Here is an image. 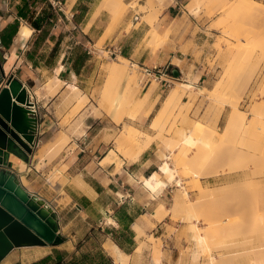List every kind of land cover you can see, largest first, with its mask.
<instances>
[{
    "label": "rangeland",
    "instance_id": "obj_1",
    "mask_svg": "<svg viewBox=\"0 0 264 264\" xmlns=\"http://www.w3.org/2000/svg\"><path fill=\"white\" fill-rule=\"evenodd\" d=\"M56 1L62 3H56ZM122 1L125 8L119 16L113 17L111 12H107L109 18H104V21L108 24L104 35L98 41L95 39L96 33L102 30L101 23L96 24L98 29H94L87 37L84 36L80 26L75 25L74 22L69 23L66 15L70 16V10L65 7L63 0H39L36 8L30 9L26 21L30 25L37 22L41 28V33L38 32L36 35V44L33 47L35 50L53 48L52 53H54L55 59L66 51L71 52L70 58L80 66L86 59L90 60L87 62L85 71L82 72V77L79 78L80 85L87 89L86 99L80 101L74 99L76 104L71 106L60 124L56 123L51 128L52 135L49 139L55 141L59 136L66 135L69 140L61 152L68 150L69 135L70 133L74 134L75 126L78 127L76 133H79L81 125L78 119L84 117L81 111L87 104L91 109L88 116H91L96 122L95 127L99 131L95 133L94 139L98 133L102 132L103 136L97 140L104 139L108 144L104 152L100 153L95 160V163H98L108 155L111 149H116V139L122 134L126 124H131L136 128L131 121L130 114H135L139 118L149 113L152 104L150 97L155 88H158L155 97L160 100V103L154 117L159 113L164 100L174 88L173 86L185 84L181 93V101H185L187 104L172 110L165 118L158 121L157 126V140L160 142V149H162L160 156L168 161L169 154L172 155L173 150L176 153L170 156L172 159L170 164L175 175L172 182L175 192L172 197L170 196L168 203L174 205L176 198L183 195L185 188L184 190L190 194L191 201L204 200L199 211L201 214H198V217L193 221L199 227L206 228L215 235L221 234L229 237L231 234L234 237L233 239L231 236L233 243H237L223 249V252L226 253L225 257L216 264H238L242 260L248 261L249 264H264V158L255 163L252 168L228 170V163L232 162L230 165L234 167L235 158L243 154L238 141L236 140V143L234 141L235 136L220 142V133L226 126L228 114L232 111V103L236 104V107L245 112L249 118L253 117L251 109L261 105L264 118V46L259 42L260 36L252 34L260 30L262 32L264 28L262 21L257 15H252L250 12H239L237 8L240 0H204L198 10L194 12L192 9L196 7V1L185 0L180 17L168 23L160 21V14L167 5L174 3L175 0H165V3L163 0ZM253 1L264 5V0ZM43 3L45 5H42ZM52 3L54 5H51ZM157 9L159 11L156 14ZM139 22L143 26L146 25L142 35L145 37L146 46L151 47L154 52L160 47L170 46L173 50V61L172 64L165 66L158 65L165 73L163 81L160 82V80L156 81L146 75L145 69L152 68V66H143L139 63H134L133 66L132 62L128 60L126 63L129 72L136 74L135 82L131 83V91H126L119 114L112 115L109 113L110 104L107 96L118 94L122 89L123 82L112 70L113 67H116L115 63L119 62V57L118 60L115 59V47L112 46L113 41L109 39L118 31L119 36H122L123 33H130L135 28H139ZM234 23L235 25H233ZM237 26L239 27L238 32L234 29ZM153 30L159 33L157 46L155 43H149ZM248 33H251L249 38L246 36ZM263 34L261 35L263 36ZM46 63L53 65L52 54ZM253 65L257 67V73L248 83L249 72L256 68ZM175 71L179 72V76H175ZM146 84L147 87H145ZM151 84V91L147 92ZM190 84L191 89L188 90ZM216 87H218L219 98H214L213 93L209 92ZM78 93L79 96L80 92ZM145 94L148 97L141 100L140 97ZM140 100L141 102L138 103ZM197 122L203 123L204 129L203 132L201 131V135L196 137H206L207 135L211 141H214L209 149L213 159L206 165L205 170L200 172L201 175L198 179L190 176L187 171L189 166L180 162L178 154L181 142L175 143V146L170 150L167 147V141L170 138H178V131L191 128ZM58 127L59 129H57ZM60 153L57 160L38 165V158L35 157L38 153L34 155V164L38 166L39 170L48 167L46 178L52 185L56 184L65 172V167L62 165L63 157L59 156ZM121 155L127 158L128 153ZM121 155L117 157L114 171L121 170L123 164ZM231 159L234 160L230 161ZM107 165L102 166L106 167ZM58 170H61V173ZM162 176L163 174L160 179ZM164 176L169 182L168 177ZM178 179L182 180V188L176 185ZM194 183L200 185L199 190L191 189ZM25 184H28L27 181ZM107 196L102 203H107ZM185 208L184 206L179 210H173L172 222L175 223V226L167 227L169 243L161 239L155 241L152 237L148 239L153 250L157 246L161 250L159 256L156 257L155 264H160L164 258H177L178 264H183L186 259L192 258L195 264H199L200 259H203V263H205L211 255L204 246L198 245L193 239ZM165 214L166 212L162 211L156 217L161 219ZM100 216L97 209L87 212L86 215L72 213L64 221V227L68 226V231L76 236V244L64 243L57 247L15 249L4 264H32L43 257L54 255L56 252L70 255L98 250H104L117 264L118 254L113 249V244H104L110 239L107 234L112 225L107 227L105 224H101ZM149 218L146 217V220ZM103 228L105 229L103 230ZM239 228L246 229V234L242 233L243 229ZM237 229L240 230V235L235 233L239 231ZM84 235L86 236L84 237ZM232 239L228 238L229 241ZM249 239L252 243H248V246L238 244ZM144 246L148 249L145 254L147 257L151 253V247L150 245ZM39 251L43 253L37 254ZM245 255H249L248 258H245ZM152 256L155 259L153 251ZM127 264H132L130 257Z\"/></svg>",
    "mask_w": 264,
    "mask_h": 264
},
{
    "label": "crops",
    "instance_id": "obj_2",
    "mask_svg": "<svg viewBox=\"0 0 264 264\" xmlns=\"http://www.w3.org/2000/svg\"><path fill=\"white\" fill-rule=\"evenodd\" d=\"M63 2L65 7L70 10V16L66 15L69 23L74 22L75 25L80 26L84 36L87 37L94 29H98L96 24L99 22L102 30L96 33L95 40L98 41L104 35L108 24L104 18H109L108 11L101 10L94 17L102 0H75L73 3L70 0H63ZM163 2L165 3V0ZM184 2L185 0H175L174 3L167 5L160 14V21L168 23L177 20L183 11ZM56 3L61 4L62 2L56 1ZM37 4H39V0H0V53L5 59L4 69L7 74L13 75L27 86L32 100L36 104V116L39 120L38 145L30 163L27 164L17 158L24 167L19 169L13 164V171L18 175L28 192L44 200L55 210L59 217L60 232L67 238L65 243L76 244V236L68 231V226L64 227V221L70 214L86 215L87 212L97 209L101 215L99 222L107 227L112 225L107 234L110 239L104 244H116L120 250L130 256L132 264H155L152 256V244L148 239L151 236L155 241L161 239L169 243L167 227L175 226V223L172 222V213L174 212L171 209L173 205L168 203L170 196L172 197L175 192L173 184L167 182L163 174L162 179L166 181V187L159 189L157 193H154L150 186L143 185V179L150 178L155 172H158L164 160L160 156L162 149H160V142L157 140V130L151 127L156 118L154 114L160 103V100L155 97L158 88H155L151 93L152 104L149 113L133 121L136 129L141 130L150 138L152 137L149 147L136 160L130 161L119 154L123 157V164L119 171H114L115 163L106 167L102 166L101 161L104 158L95 163L98 155L104 152L108 144L104 139L97 140L103 136L102 132L98 133L94 139L95 133L99 131L95 127L96 122L91 116H88L91 109L86 104L81 111L84 117L78 119L81 125L79 133H76L78 127L75 126L74 134L70 133L69 135L68 150L61 152L69 139L58 152V154L61 152L59 156L63 157L64 175L56 184H50L46 178L48 167L39 170L37 165L57 160L58 154L49 158L48 155L42 156L40 153L43 148L49 151L60 137L51 141L49 139L52 135L51 128L56 123L60 124L71 106L76 104L74 99L79 101L86 99L87 89L80 85L79 78L82 77V72L85 71L87 62L90 60L86 59L80 66L70 58L71 52L66 51L55 59V55L52 53L53 48L50 50L46 48L35 50L33 48L36 44V35L38 32L41 33V30L34 28L26 19L20 17L19 11L26 5L29 9H34ZM24 27H28L32 31L28 38L21 36V30ZM145 27V24L143 26L140 23V27L130 33H123L122 36H119L118 31L109 39L113 41L112 46L115 47V59L118 60V57L122 56L133 64L139 63L148 67L172 64L173 50L170 46L160 47L156 52L146 46L145 37H142ZM13 29H16L15 33H12ZM153 31L159 34L156 30ZM51 54L53 65H47L46 62ZM8 63H10L9 69L7 68ZM50 85L54 87L53 93L49 91ZM151 88L152 84L147 92H150ZM189 89H191V84L188 85ZM78 92H80L79 96ZM146 139L144 135L141 142H145ZM36 153H38L35 156L38 158L37 165L34 164ZM64 153L66 154L64 155ZM58 171L61 173V170ZM22 177H24V181H27V185L22 181ZM106 195H108V201L104 204L102 202ZM159 204L164 205L166 212L161 219L156 217ZM146 217H150L149 220H146ZM171 239L170 241H172ZM141 240L145 245L151 247L148 258L145 255L148 250L146 246L138 251ZM10 255L1 264H4ZM242 262L244 261H239L238 264H242ZM202 263L203 259H200L199 264ZM160 264H178V259L164 258ZM183 264H195V262L190 258L186 259Z\"/></svg>",
    "mask_w": 264,
    "mask_h": 264
},
{
    "label": "bare ground",
    "instance_id": "obj_3",
    "mask_svg": "<svg viewBox=\"0 0 264 264\" xmlns=\"http://www.w3.org/2000/svg\"><path fill=\"white\" fill-rule=\"evenodd\" d=\"M70 1L71 3H73L75 0H70ZM152 1H155V0H150V2ZM195 1H196V7L193 8V5L191 6L193 8V9L191 8L193 12L198 10L199 6L202 4L204 0H195ZM124 5L125 4L123 3L122 0H102L100 6L98 7V9L96 10L94 14V17H96L100 13L101 10H107L111 12L113 17H117L121 13H123L122 11L125 8ZM237 9L239 12L246 11V12H250L252 15H257L260 18V21H262L261 23H263V27H264V5L263 4L253 1V0H240ZM158 11L159 9H157L156 14L158 13ZM156 14L154 13V15ZM233 25H235V23ZM236 25H238V23H236ZM234 29L237 31L239 30V27L237 26ZM31 33L32 31L28 27H24L21 30V36L24 38H28L31 35ZM262 33H264V28L262 29V32L260 30L259 32L258 31L253 32L252 34L253 35L256 34V36L258 37L260 36L259 42L264 46V34L262 36L261 35ZM248 34L246 36L248 38L251 37L250 35L251 33H248ZM158 38H159V34H157L155 31H151V39L149 40V43L156 44V42L158 41ZM127 61L128 59L122 56H119V62L115 63L114 66L116 67L112 68L113 73L116 74L117 78H119V80H122L123 82L122 89L118 92V94L116 95L110 94L107 96L109 100V104H110L109 113L112 115L119 114L121 106H122V102L125 100L126 91H131V88H130L131 83L135 82L136 74L134 75L133 72L131 71L129 72V69L126 63ZM10 63L7 64L8 69L10 67ZM134 65L135 64H133V66ZM253 67H256V66L253 65ZM249 73H250L249 74L250 76L248 77V83L256 75L257 67L253 70L251 69V72ZM184 86L185 84L183 83H181V85H178L176 87L173 86L174 88L171 89L170 93L164 100V103L161 109L159 110V113L157 114L155 120L151 124V127L153 129L158 130V127H157L158 121L165 118L168 115V113H170L172 110L179 108L182 105L187 104L185 101H181V93H182V89H184ZM49 91L53 93L54 87H51L50 85ZM209 92L213 93L214 98L220 97V95L217 93L218 87H216L214 90L209 91ZM104 97H105V94H104ZM147 97H148L147 94H145L144 96L140 97V99L143 100V99H146ZM141 100L138 103H140ZM218 100L220 101V99ZM251 113L253 117L249 118V116L245 112L241 111L240 109L236 107V104L232 103V111H230V113L228 114L226 126L223 129V131L220 133V142L222 143L227 138H230L231 136L233 137L235 136L234 141L235 143H236V140L238 141L239 146L241 147L240 151H242L241 153L243 155L235 158V160L231 159L230 161L234 160L236 162L238 161L239 163L234 162L233 163L235 164L234 167L231 166L232 162L228 163V167H227L229 168L228 170H235L238 168H252L255 163H257L258 161L264 158V118L262 117V106L257 105L256 107L251 109ZM130 117H131V121H134L137 119V115L135 114H130ZM202 126H203V123L201 124L200 122H197L195 126H192L191 128L178 131L177 139L170 138L167 141V147L169 148V150L175 146V143H178L179 141L181 142L180 143L181 148L179 147L180 152L178 154V157L180 156V162L184 165H188L189 166L187 168L188 174L197 179L201 175L200 172L204 171L206 168V165L213 159V155L209 149L211 145H213L214 141H211L210 138L207 137V135L206 137H203V136L196 137L198 135H201V131L204 129V126L203 128ZM144 135L146 136L147 139L145 142L142 143L141 141ZM67 140H68V137L63 134L57 139L56 143L50 147L49 151L43 148L40 154L42 156L48 155L49 158L54 157L55 155L58 154L61 148L65 145ZM151 141H152V137L150 138L148 135L144 134L141 130L136 129L131 124H126L124 126V131H122V134L116 139V144H117L116 149H111L108 155H106L104 159L101 161V164L107 165L111 163H116L117 157L119 154H127V153L129 156V158L128 156L127 158L131 161H134L140 156L141 153H143L149 147ZM174 154H176L175 150L172 151V155ZM172 155L170 153L169 157H167L169 158V160L163 161L158 172H155L150 178L148 177V178L143 179V185L145 187L150 186L151 190L154 193H157L159 189L166 187V182L160 179L162 174L168 177V181L170 183L173 182L175 175L173 173V168L170 164V160H172L170 156ZM11 162L19 169H22L24 167L20 164V162L17 160V157L15 156H12ZM221 172H224V170H221ZM24 180H25L24 177H22V181ZM152 182H154V184H152ZM176 185L177 187L182 188V185H183L182 180L181 179L176 180ZM184 189H183V195H180V197L176 198L177 200L172 206V210L175 211V210H179L180 208L184 206L186 207L185 209H186V212L188 213L187 220L189 221L188 226H189V230L192 233L193 239L198 243V245L204 246V248H206V250L211 253V255L209 256L207 261H205L204 264H216L217 262H219V260L225 257L226 253L223 252V249H226L230 247L231 245L236 244L237 242L233 243L234 237L231 234H229V237H226L225 235L223 236L221 234L215 235L211 231L206 230V228L199 227L197 223L193 221V219L197 218L198 214H201L199 211L201 209V205L204 202V200L199 199L196 202L191 201L190 194ZM191 189L199 190L200 185L197 183H194ZM181 196H182V199L180 200ZM162 211H164V205L159 204L156 216H158L159 213ZM135 227L139 229L138 226L135 225ZM240 230L235 233L237 235H240L239 233ZM245 230L243 229V231L241 232L242 233L245 232L244 234H246L247 231ZM236 234H233V235H236ZM231 236L233 237V239ZM228 238L232 240L229 241ZM250 242H251V239L244 240L238 244L244 246L245 244L247 245ZM144 245H145L144 241L141 240L138 251L142 250ZM113 249L118 254L117 264H127L130 256L124 253L122 250H120L116 244H113ZM213 249L215 252L213 251ZM42 253H43L42 251H39L37 254H42ZM160 253H161V250L158 248V246L155 247L153 250V255L155 256V259H154L155 263L157 262L156 257L159 256ZM248 256L249 255H245V258H248ZM242 264H249V263L248 261L246 262L244 261L242 262Z\"/></svg>",
    "mask_w": 264,
    "mask_h": 264
},
{
    "label": "water",
    "instance_id": "obj_4",
    "mask_svg": "<svg viewBox=\"0 0 264 264\" xmlns=\"http://www.w3.org/2000/svg\"><path fill=\"white\" fill-rule=\"evenodd\" d=\"M4 64L0 53V264L15 249L57 247L67 241L55 210L28 192L13 171L12 155L30 163L39 120L27 86L7 74Z\"/></svg>",
    "mask_w": 264,
    "mask_h": 264
},
{
    "label": "trees",
    "instance_id": "obj_5",
    "mask_svg": "<svg viewBox=\"0 0 264 264\" xmlns=\"http://www.w3.org/2000/svg\"><path fill=\"white\" fill-rule=\"evenodd\" d=\"M30 9L26 5L19 11L20 17L28 19ZM32 26L36 29H41L37 22L32 23ZM16 29H13L12 33H15ZM32 264H115L111 256H109L104 250H98L95 252H84L81 254H64L56 252L54 255H48Z\"/></svg>",
    "mask_w": 264,
    "mask_h": 264
},
{
    "label": "built area",
    "instance_id": "obj_6",
    "mask_svg": "<svg viewBox=\"0 0 264 264\" xmlns=\"http://www.w3.org/2000/svg\"><path fill=\"white\" fill-rule=\"evenodd\" d=\"M145 73L148 77H152L156 81L160 80V82L163 81L162 79L163 76L165 75V73L162 72L161 67L159 66H152V68H146ZM33 110H35V112L37 113L36 104Z\"/></svg>",
    "mask_w": 264,
    "mask_h": 264
}]
</instances>
